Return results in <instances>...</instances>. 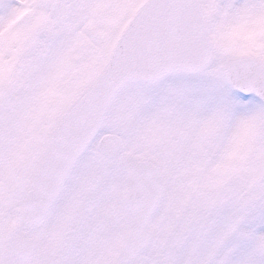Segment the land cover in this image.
<instances>
[{"label": "snow or ice", "instance_id": "1", "mask_svg": "<svg viewBox=\"0 0 264 264\" xmlns=\"http://www.w3.org/2000/svg\"><path fill=\"white\" fill-rule=\"evenodd\" d=\"M0 264H264V0H0Z\"/></svg>", "mask_w": 264, "mask_h": 264}]
</instances>
